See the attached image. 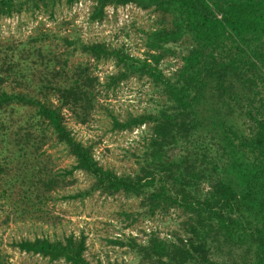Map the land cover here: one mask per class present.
Returning <instances> with one entry per match:
<instances>
[{
    "label": "rangeland",
    "instance_id": "1",
    "mask_svg": "<svg viewBox=\"0 0 264 264\" xmlns=\"http://www.w3.org/2000/svg\"><path fill=\"white\" fill-rule=\"evenodd\" d=\"M38 1L0 17V92L23 93L60 107L73 137L90 147L99 165L118 175L139 173L149 126L117 130L111 115L124 120L161 108L172 111L173 105L161 86L147 76L132 74L113 85L109 77L119 71L115 61L96 60L82 51L81 44L102 42L145 57L146 34L169 27V14L129 3L108 5L103 17L94 20L91 0L72 4L61 0L51 7ZM190 43L184 36L160 50L159 67L166 76L175 79ZM245 73L227 74L226 84L246 92ZM74 81L85 84L84 93L77 103L62 106L56 89ZM215 81L210 78L208 87L213 85L214 90L204 94L196 109L203 123L194 127L187 122V134L171 142L183 153L195 150L201 156L197 186L203 191L224 173L222 122L239 135H248L252 127ZM186 116L195 115L189 111ZM74 164V156L32 106L0 105V257L7 264H60L61 260L20 251L14 243L35 237L63 240L69 234L84 236V255L91 264H143L136 243L146 244L152 234L172 238L182 232L184 215L179 208L153 207L147 191L94 188V179L82 170L62 176L63 169ZM87 189L90 192L83 197H70ZM225 246L214 245L211 256L234 264Z\"/></svg>",
    "mask_w": 264,
    "mask_h": 264
},
{
    "label": "trees",
    "instance_id": "2",
    "mask_svg": "<svg viewBox=\"0 0 264 264\" xmlns=\"http://www.w3.org/2000/svg\"><path fill=\"white\" fill-rule=\"evenodd\" d=\"M58 1L61 0H44V4L51 7ZM64 1L72 4L77 0ZM91 1L94 20L103 17L108 5L129 3L144 10L157 8L170 16L169 27L146 34L145 57L102 42L81 44L82 51L90 57L115 61L119 71L109 77L113 85L132 74L147 76L161 86L173 105L172 111L161 108L154 114L129 115L124 120L111 115L112 127L117 130L149 126L139 173L118 175L99 165L90 147L73 137L58 106L6 91L0 92V105L19 103L34 108L36 115L75 158V164L63 169L62 176L82 170L92 176L94 188L135 194L147 191L153 207L161 204L164 208L181 210L184 215L181 233L172 238L152 234L146 244L134 245L143 264H226L211 256L212 248L218 243L226 245L229 256L235 258L234 264H264V0ZM28 2L39 4L38 0H0V17L20 11ZM184 36L189 38L190 47L173 79L159 67L160 50ZM237 70L246 72L243 79L248 88L246 92L226 84L227 74ZM211 77L216 79L214 83L221 92H226L243 110L252 127L248 135H239L222 122L224 173L203 191L197 186L202 172L197 168L202 162L201 156L195 150L186 149L183 153L171 146V142L187 134V122L194 127L203 123L196 109L204 94L214 90L213 85L211 89L208 87ZM83 88L84 83L74 81L56 89L60 104L77 103ZM189 111L195 115L191 119L186 116ZM89 192L87 189L70 197H83ZM14 245L20 251L38 254L50 261L61 260L60 264H91L84 255L83 235L69 234L63 240L21 239ZM0 264L7 263L0 257Z\"/></svg>",
    "mask_w": 264,
    "mask_h": 264
}]
</instances>
